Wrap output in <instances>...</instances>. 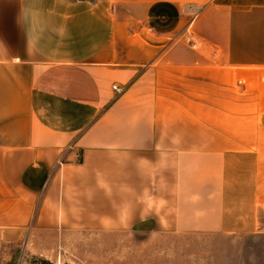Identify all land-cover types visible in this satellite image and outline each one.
<instances>
[{
	"label": "crops",
	"instance_id": "crops-1",
	"mask_svg": "<svg viewBox=\"0 0 264 264\" xmlns=\"http://www.w3.org/2000/svg\"><path fill=\"white\" fill-rule=\"evenodd\" d=\"M262 213L264 0H0V264L25 232Z\"/></svg>",
	"mask_w": 264,
	"mask_h": 264
},
{
	"label": "rangeland",
	"instance_id": "rangeland-1",
	"mask_svg": "<svg viewBox=\"0 0 264 264\" xmlns=\"http://www.w3.org/2000/svg\"><path fill=\"white\" fill-rule=\"evenodd\" d=\"M3 253L15 264H33V258L51 264H264V226L256 232L229 234L64 230L30 236L25 232L19 245L6 243Z\"/></svg>",
	"mask_w": 264,
	"mask_h": 264
},
{
	"label": "trees",
	"instance_id": "trees-1",
	"mask_svg": "<svg viewBox=\"0 0 264 264\" xmlns=\"http://www.w3.org/2000/svg\"><path fill=\"white\" fill-rule=\"evenodd\" d=\"M31 262L35 264H51L48 260L42 258H33Z\"/></svg>",
	"mask_w": 264,
	"mask_h": 264
},
{
	"label": "built area",
	"instance_id": "built-area-1",
	"mask_svg": "<svg viewBox=\"0 0 264 264\" xmlns=\"http://www.w3.org/2000/svg\"><path fill=\"white\" fill-rule=\"evenodd\" d=\"M114 89H117V86L116 85H114Z\"/></svg>",
	"mask_w": 264,
	"mask_h": 264
}]
</instances>
